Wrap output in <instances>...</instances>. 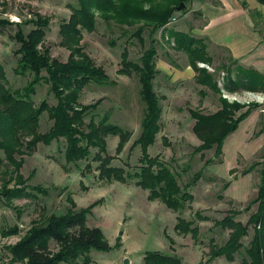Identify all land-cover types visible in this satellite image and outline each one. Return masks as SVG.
I'll return each mask as SVG.
<instances>
[{
  "label": "rangeland",
  "instance_id": "1",
  "mask_svg": "<svg viewBox=\"0 0 264 264\" xmlns=\"http://www.w3.org/2000/svg\"><path fill=\"white\" fill-rule=\"evenodd\" d=\"M75 4L77 0H8L0 7V21L9 20L12 23L0 25V62L6 70L7 85L12 90L25 87L32 78V75L23 76L15 72L18 59L16 52L20 47L15 37L19 30L18 25L28 34L34 26L27 21L35 18L37 14L49 17L50 24L46 29L47 35L42 49H49L53 58L66 62L70 51L61 45L60 28L62 23L70 18V5ZM189 11L188 6L186 14H178L179 17L170 23L167 29L189 30L192 23L196 24V16H189ZM13 16H17L19 21H12ZM204 22L200 19L197 25L201 27ZM137 29L138 26L108 24L98 17L94 32L83 31L84 51L93 58L97 66L106 71L109 82L88 85L81 92L79 99L83 105L101 101L86 117L87 123L91 117L99 121L107 115L109 122L131 133L130 140L121 148L119 135L107 136V151L114 157L113 166L122 167L130 173H135L141 166V148L134 147V142L141 133L145 104L140 96L138 75L134 73L126 76L119 73L123 67L122 54L126 49L129 59L139 62L145 50L155 43L157 60L166 56V53L175 55L173 46L165 39L168 30L164 33L159 30L152 34V29L146 27L141 35L144 40L142 43L140 38L135 36ZM213 56L214 68L224 63L228 65L229 58L225 50L214 51ZM175 62L180 67V64L185 63L182 58L175 59ZM159 76L154 87L163 109L161 132L149 153L152 157L160 156V159L176 172L182 187L191 183L195 174L202 170L201 178L189 188L194 201L188 203L183 212H175L160 200L151 199L150 190L137 185L134 180L123 182L103 178L100 164L92 161L93 156L77 165L68 163L65 158L64 139L49 146L38 144L32 155L23 157L21 172L24 177H30L27 185H39L43 191L29 189L28 192L33 196L12 201L0 197V264H16L12 262L8 247L18 242L34 221L44 216L65 213L71 207L70 197L78 209L92 207L88 215V225L99 227L109 245L107 250L92 251L93 264H125V260H129V264H144L146 253L156 251L178 255L184 264L241 263V255H237L234 262H229L224 256L211 262L208 259L211 240L214 239L217 244L222 245L230 232L216 227L215 221L223 219L228 210L233 209L243 211L237 220L246 224L250 215L257 210V205L254 204L249 212H244L257 197L261 165L253 168L248 174L244 171L254 163L264 161V132H260L264 104L256 109L255 122L250 124L253 116L250 117L242 123L244 129L240 126L228 137L221 158L211 165H206V160L214 158L215 150L195 154V149L201 141L193 131L195 120L190 111L199 110L204 114L217 112L221 108L219 95L208 88L207 96L201 95L195 82H177L169 87V78ZM226 77L224 71L218 72L217 80L221 88H224ZM166 85L170 89L163 90ZM36 91L33 97L36 105L44 100L50 105L57 104L49 84L41 82L36 86ZM223 93L231 102L248 104L256 100L245 92L233 94L236 99L230 98L228 93ZM247 121L250 125L246 127ZM52 125V120L45 113L41 118L39 131L45 133ZM92 153L94 155L96 150ZM0 157H5L2 151ZM2 181L5 182V179L0 175V185ZM227 183L228 188L225 187ZM13 185L14 183L10 187ZM197 212L208 219H198ZM179 217L194 220L200 227L198 241L194 240L191 234L177 232L175 227ZM15 226H18L19 234L2 237V230ZM253 233L250 228L249 235L243 239L246 246ZM57 248L53 243L52 249Z\"/></svg>",
  "mask_w": 264,
  "mask_h": 264
},
{
  "label": "trees",
  "instance_id": "2",
  "mask_svg": "<svg viewBox=\"0 0 264 264\" xmlns=\"http://www.w3.org/2000/svg\"><path fill=\"white\" fill-rule=\"evenodd\" d=\"M8 0H0V7ZM195 0H77V4L70 5V18L62 23L60 33L61 45L70 51L69 58L62 62L51 56L49 49H42L46 38V29L50 18L40 14L27 21L34 28L25 34L21 25L16 33V40L20 44L16 54L18 75H32L31 81L21 88L12 90L9 87L6 70L0 62V151L5 155L0 157V175L5 182L0 185V197L12 201L25 196H33L31 190L43 191L41 187L27 185L29 178L24 177L21 170L24 165V156L32 155L38 144L51 145L55 141L64 139L66 142L65 158L68 163L78 164L87 161L93 156L98 162L101 176L123 182L134 180L142 188L150 190L153 200H160L175 212H183L188 203L194 201L189 188L202 176V170L195 174L191 183L182 187L178 175L171 167L160 159L152 157L149 149L157 142L161 132L163 109L160 98L154 87V80L159 73L157 69V47L152 43L145 50L139 62L129 59L128 50H124L121 75L131 76L136 73L141 85L140 96L145 104L144 116L141 122V133L134 142L142 152L141 166L135 173H130L122 167L113 166L114 157L107 151V136L119 135L120 148L130 140L131 133L120 126L109 122L107 115L96 121L86 117L98 106L101 101L91 105L80 103V94L90 84L109 82L106 71L97 66L93 58L84 51L82 45L83 31L92 33L100 17L106 23L120 26L135 27L138 29L135 36L141 37L144 28H151L154 34L159 30H168L166 41L172 44L173 49L187 55L190 66L197 73L196 81L210 88L219 95L221 108L211 114H204L199 110H191V117L195 120L193 131L201 144L195 149V154L215 150L214 158L206 160L211 165L220 159L226 139L235 132L240 123L251 112L258 108V103L242 104L230 102L223 97L222 89L217 80L218 72L226 74L224 89L231 93L239 90L258 91L264 89V81L254 72L238 69L235 78L230 65L222 64L215 73L199 66V63L212 65L213 57L209 53V46L205 38L196 37L192 31L169 30L173 18L186 11L176 12L182 3L190 6ZM264 3V0H258ZM196 14V13H195ZM12 24L9 20L0 21V25ZM45 73L46 75H43ZM41 82L50 85V89L57 99L56 105H50L46 100L39 105L34 102L37 93L36 86ZM47 113L53 125L45 132L39 131L42 116ZM261 133L264 132V115L261 123ZM93 150L96 153L93 155ZM203 156V155H202ZM21 157V158H18ZM261 165L260 185L257 197L244 209L249 212L252 205L257 210L252 213L245 224L237 217L243 211L230 209L226 216L215 221V226L229 230V237L222 244L211 240V249L208 261L219 257H226L234 262L237 255L242 256L240 264H264V161L254 163L244 173ZM8 177V178H7ZM14 183L12 187L10 185ZM229 187V183L225 185ZM71 207L63 214H52L34 221L30 229L14 245L9 246L11 259L16 264H93L91 256L94 250H107L109 245L99 227L88 225V209H78L72 198H69ZM198 219L207 220L197 212ZM176 230L180 234H191L198 241L200 227L194 220L179 217ZM253 229V237L248 246L243 239ZM18 226L2 230V237L19 234ZM58 247L52 249V244ZM144 264H184L178 255L161 252H147Z\"/></svg>",
  "mask_w": 264,
  "mask_h": 264
},
{
  "label": "crops",
  "instance_id": "3",
  "mask_svg": "<svg viewBox=\"0 0 264 264\" xmlns=\"http://www.w3.org/2000/svg\"><path fill=\"white\" fill-rule=\"evenodd\" d=\"M189 9V16L193 14L196 16V24L192 23L189 30L179 29L180 31H192L196 37L205 38L209 46V53L213 59L214 51L225 50L229 58L228 65L233 62L231 69L233 70L234 78L236 73H238V69H243L246 72L251 71L257 73L264 81V3H260L258 0H195L189 6ZM200 19L205 21L201 27L197 25ZM161 32H163V30ZM174 53L175 55L173 53H166V56L163 58L160 57L157 60V69L159 73L154 80V85L160 77L159 75H161V77L164 75L163 77L166 76L169 78V87L177 82H183L184 84L195 82L196 86H199V90L201 91L200 94L207 96V87L196 81L197 73L190 66L187 55L177 51ZM177 58L184 59L185 63L180 64L181 67L175 62ZM199 66L208 69L210 73H215L216 68H218H214V61L212 65L199 63ZM169 87L166 85L163 90H168L170 89ZM221 89L222 92L228 93L230 96L240 92L248 93L251 98L256 99L253 103H258V108L260 105L264 104V89L258 91L243 89L234 93L224 88ZM236 98V96H233V99ZM249 104L252 103L250 102L247 105ZM256 109L240 123L239 128L243 122L252 116L253 120H250V124L255 122ZM246 123V127L250 125L248 121ZM242 128L244 129V127Z\"/></svg>",
  "mask_w": 264,
  "mask_h": 264
},
{
  "label": "water",
  "instance_id": "4",
  "mask_svg": "<svg viewBox=\"0 0 264 264\" xmlns=\"http://www.w3.org/2000/svg\"><path fill=\"white\" fill-rule=\"evenodd\" d=\"M187 10V5L182 3L180 6L176 8V12H182ZM125 264H129V260H125Z\"/></svg>",
  "mask_w": 264,
  "mask_h": 264
},
{
  "label": "built area",
  "instance_id": "5",
  "mask_svg": "<svg viewBox=\"0 0 264 264\" xmlns=\"http://www.w3.org/2000/svg\"><path fill=\"white\" fill-rule=\"evenodd\" d=\"M11 20H12V21H15V22H18V21H19V18H18L17 16H13V17L11 18ZM174 21H176V18H173L171 23H173Z\"/></svg>",
  "mask_w": 264,
  "mask_h": 264
},
{
  "label": "bare ground",
  "instance_id": "6",
  "mask_svg": "<svg viewBox=\"0 0 264 264\" xmlns=\"http://www.w3.org/2000/svg\"><path fill=\"white\" fill-rule=\"evenodd\" d=\"M229 97L233 98V96H229ZM262 99H263V97H262Z\"/></svg>",
  "mask_w": 264,
  "mask_h": 264
}]
</instances>
